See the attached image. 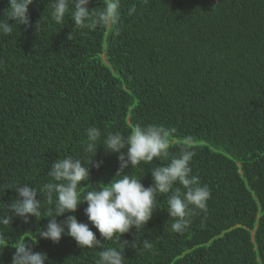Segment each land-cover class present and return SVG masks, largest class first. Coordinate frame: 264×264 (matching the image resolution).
<instances>
[{"label": "trees", "instance_id": "obj_1", "mask_svg": "<svg viewBox=\"0 0 264 264\" xmlns=\"http://www.w3.org/2000/svg\"><path fill=\"white\" fill-rule=\"evenodd\" d=\"M48 2L29 6L33 27L0 34V210L18 196L7 188L47 183L54 160L86 161L88 127L101 129L103 139L155 123L176 130L170 158L191 138L192 174L211 198L207 212L178 234L161 195L136 237L153 248H125V264H264V0H121L118 31L91 24L74 30L70 15L56 24ZM104 3L91 0L88 8L95 12ZM133 5L136 12L128 15ZM8 6L0 0V20ZM117 157L99 145L93 160L102 164L90 169L80 191L108 184ZM159 163L167 161L141 163L125 174L148 187L150 168ZM37 199L41 219L30 216L25 224L16 217L0 226V264H11L12 247L25 239L52 264H96L100 249H81L66 235L58 243L38 237L52 205L40 193ZM86 207L81 203L57 222L75 215L103 247L115 246L88 221ZM135 236L133 228L121 241L131 244Z\"/></svg>", "mask_w": 264, "mask_h": 264}, {"label": "clouds", "instance_id": "obj_2", "mask_svg": "<svg viewBox=\"0 0 264 264\" xmlns=\"http://www.w3.org/2000/svg\"><path fill=\"white\" fill-rule=\"evenodd\" d=\"M91 0H49L51 17L56 24H62L66 15L74 22V30L88 27L117 28L120 22L121 0H105L98 11L89 10ZM146 2V0H145ZM34 0H8L4 19L0 20V34L9 35L14 26L33 27L28 15L29 6ZM47 4V5H48ZM136 12L133 5L128 15ZM13 20L14 23H9ZM42 20V18H41ZM41 20L36 21L35 28L41 27ZM73 39V33L69 34ZM174 128L149 123L134 125L127 136L119 132L108 133L102 139L101 129L90 126L85 130L84 151L90 153L87 160L72 155L58 158L50 164L48 177L51 179L40 189L24 183H16L7 189L14 190L18 196L11 204L5 205L6 211L0 210V226H7L19 217L25 224L29 217L41 219V200L37 194L46 197L51 208L46 210L49 219L46 228H39V238L58 243L66 235L75 240L81 249L96 248L98 259L96 264H125L123 251L131 247L137 251L151 250L153 244L148 239H137V235L152 218L157 210L159 197L166 196L167 213L173 222L171 231L183 234L191 226L193 217L208 210L211 190L201 183L199 176L192 174L190 162L195 152L190 147L192 140L187 138L180 146L179 155L170 158V137ZM103 145L106 153L118 154L119 168L116 176L108 183L81 192V182L89 180L92 167L99 168L102 161H94L97 147ZM164 160L165 164H156L150 168L152 184L145 187L142 179L125 174V169L135 168L141 163L152 164L153 161ZM179 185V186H176ZM175 186V187H174ZM87 203L84 213L91 225L98 230L104 241H111L112 247H103L104 243L97 239L88 223L78 222L75 215H67L62 222L56 217L65 213H74L78 205ZM135 229L136 236L129 244L121 241L125 233ZM28 240H17L11 264H52L46 252H35Z\"/></svg>", "mask_w": 264, "mask_h": 264}]
</instances>
